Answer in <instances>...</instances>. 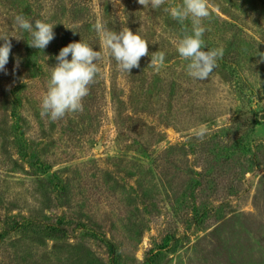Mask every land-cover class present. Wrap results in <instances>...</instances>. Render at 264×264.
Segmentation results:
<instances>
[{
	"label": "rangeland",
	"instance_id": "obj_1",
	"mask_svg": "<svg viewBox=\"0 0 264 264\" xmlns=\"http://www.w3.org/2000/svg\"><path fill=\"white\" fill-rule=\"evenodd\" d=\"M181 4L0 0V264H264V0H208L203 39L223 56L206 80L177 52ZM17 15L55 38L30 47ZM98 22L148 42L138 68L119 69ZM80 41L101 50L83 110L42 117L56 57Z\"/></svg>",
	"mask_w": 264,
	"mask_h": 264
},
{
	"label": "clouds",
	"instance_id": "obj_2",
	"mask_svg": "<svg viewBox=\"0 0 264 264\" xmlns=\"http://www.w3.org/2000/svg\"><path fill=\"white\" fill-rule=\"evenodd\" d=\"M144 7L160 8L165 0H138ZM169 11V9H165ZM171 17L184 25L191 21V29L184 28V34L177 42V52L181 59L187 61V74L197 80H206L223 56V49H207L203 39L206 28L202 21L210 16L208 0H182L181 5L170 9ZM15 24L30 34V47L45 49L55 38L54 25L40 19L30 20L23 15L15 17ZM101 37L103 49L110 52L120 70L130 73L139 67L142 57L148 56V42L139 34L133 33L128 27L120 31L109 30L101 23L95 25ZM18 39L16 36H12ZM4 43L0 46V71H5L11 53L9 35L0 36ZM19 40V39H18ZM69 54L71 59L69 60ZM260 62H264V52H258ZM101 59V50L94 51L85 42H72L63 47L56 60L58 63L52 68L47 90L41 101V116H47L52 121L65 117L68 113L83 110V99L89 94V85L94 83L99 74L97 62ZM165 54L160 51L151 53L150 65L157 69L164 65ZM18 66V64H17ZM195 135L203 139V128Z\"/></svg>",
	"mask_w": 264,
	"mask_h": 264
}]
</instances>
